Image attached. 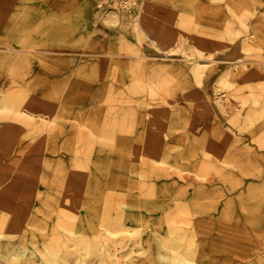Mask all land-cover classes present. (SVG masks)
I'll return each instance as SVG.
<instances>
[{
    "label": "rangeland",
    "instance_id": "rangeland-1",
    "mask_svg": "<svg viewBox=\"0 0 264 264\" xmlns=\"http://www.w3.org/2000/svg\"><path fill=\"white\" fill-rule=\"evenodd\" d=\"M7 256L264 264V0H0Z\"/></svg>",
    "mask_w": 264,
    "mask_h": 264
},
{
    "label": "bare ground",
    "instance_id": "bare-ground-1",
    "mask_svg": "<svg viewBox=\"0 0 264 264\" xmlns=\"http://www.w3.org/2000/svg\"><path fill=\"white\" fill-rule=\"evenodd\" d=\"M225 60V59H224ZM218 101L219 102H221L222 101V99L220 98V99H218ZM22 110V109H21ZM25 111V110H24ZM30 113V112H29ZM32 113V112H31ZM30 113V114H31ZM34 113V112H33ZM41 115V114H40ZM256 128V127H255ZM257 131V130H256ZM67 207V206H66ZM56 208V207H55ZM65 208V207H64ZM156 208V207H155ZM67 209V208H66ZM72 209V208H71ZM113 209V208H112ZM56 210V209H55ZM73 210V209H72ZM114 210V209H113ZM58 211H60V210H58ZM79 211V210H78ZM95 211V210H94ZM28 213H31V211H29ZM56 213V212H55ZM79 213V212H78ZM52 214V213H51ZM60 214V213H59ZM72 214H75V213H72ZM94 214V213H93ZM110 214H111V212H110ZM115 214V213H114ZM54 215V214H53ZM49 216H51L50 215V213H49V210H48V208L46 207L45 208V206L43 207L42 206V210H39V209H37V211H35V213H34V217L33 218H31L34 222H39V220H41V219H48V217ZM73 217L75 216V215H72ZM77 216H78V214H77ZM113 216V215H112ZM32 217V216H31ZM59 217V216H58ZM83 217V216H82ZM176 217H177V214H170L169 215V223L170 224H172L171 226H172V228L173 229H179V227L176 225ZM41 218V219H40ZM78 218V217H77ZM76 218V219H77ZM43 220H42V222H43ZM68 220H69V218H68ZM64 221L65 222H67L66 221V219H64ZM70 221V220H69ZM86 221H87V227L89 228V229H91V231L92 232H96L97 231V229L95 228L96 226H95V224L93 223V222H91V219L90 218H88V219H86ZM115 221H116V219H115ZM119 221V220H118ZM45 222V221H44ZM71 223H72V221H70ZM69 222V223H70ZM76 222V221H75ZM120 222V221H119ZM122 222V221H121ZM30 223V222H29ZM40 223V222H39ZM47 223V222H46ZM68 223V224H69ZM70 223V226H72L73 224H71ZM74 223V222H73ZM49 224V223H48ZM60 224V223H59ZM78 224H80V227H82V228H86V227H84L83 226V224H82V221H79L78 222ZM74 225H75V223H74ZM32 226H34V225H32ZM42 226V225H41ZM49 226V225H48ZM64 226V225H63ZM76 226V225H75ZM115 226H116V224H115ZM124 226H125V224H124ZM62 227V226H61ZM66 227V226H65ZM120 227V225L118 226V228ZM63 228V227H62ZM88 228H86V229H88ZM129 228V227H128ZM130 228H131V226H130ZM38 229V228H37ZM40 229V228H39ZM42 229H43V227H42ZM59 229V228H58ZM120 229H121V227H120ZM25 230V229H24ZM55 230V231H54ZM125 230V229H124ZM41 231V230H40ZM58 230H56V229H53V233H55V232H57ZM62 231V230H61ZM129 231H131V230H129ZM146 231V230H145ZM144 231V232H145ZM46 232H48V231H46ZM51 232V233H52ZM59 232V231H58ZM65 232V231H64ZM138 232V231H137ZM43 233H45V232H43ZM63 233V232H62ZM128 233V232H127ZM40 234H42V233H40ZM76 234H78V233H76ZM99 234V233H98ZM135 234V233H134ZM149 234V233H148ZM161 234V233H160ZM36 235V234H35ZM82 235V234H81ZM93 235H95V234H93ZM127 235V234H126ZM141 235V234H140ZM96 236V235H95ZM116 236H118V235H116ZM135 236V235H134ZM133 236V237H134ZM70 237V236H69ZM119 237V236H118ZM137 237H139V236H137ZM144 237V236H143ZM162 237H163V235H162ZM93 238V237H92ZM98 238V237H97ZM110 238V237H109ZM34 239V238H33ZM35 239H37V238H35ZM102 239V238H101ZM126 239V238H125ZM165 239V238H164ZM38 240V239H37ZM46 240H50V239H46ZM111 239H109V241H110ZM124 240V239H123ZM20 241H22V240H20ZM19 241V242H20ZM31 241V240H30ZM65 241V240H64ZM113 241V240H112ZM163 241H165V240H163ZM175 241H176V239H175ZM23 242V241H22ZM167 242V241H166ZM33 244V243H32ZM39 244V243H38ZM144 244V243H143ZM169 244V243H168ZM172 244V243H171ZM28 245V244H27ZM35 245V244H34ZM172 245H174V244H172ZM38 246V245H37ZM119 246V245H118ZM145 246V245H144ZM181 246V245H180ZM16 247V246H15ZM24 247V246H23ZM35 247V246H34ZM100 247V246H99ZM29 248V247H28ZM137 248V247H136ZM47 249H49V248H47ZM156 249V248H155ZM19 250V249H18ZM104 250H105V248H104ZM116 249H114L113 251H115ZM24 251V250H23ZM31 251V250H30ZM117 251H118V249H117ZM182 251V250H181ZM13 252V251H12ZM99 252V251H98ZM118 252H120V251H118ZM21 253H23V252H21ZM72 253V252H71ZM162 253V252H161ZM168 253V252H167ZM171 252H169V254H170ZM34 254V253H33ZM97 254H99V253H97ZM9 255V254H8ZM11 255V254H10ZM31 255V254H30ZM29 255V257H31ZM38 255V254H37ZM82 255V254H81ZM86 255V254H85ZM115 255L117 256L118 254L115 252ZM164 255V254H163ZM120 256V255H119ZM154 256V255H153ZM169 256V255H168ZM189 256V255H188ZM187 256V257H188ZM27 257V256H26ZM25 257V258H26ZM40 257V256H39ZM39 257H37L38 259H39ZM161 257V256H160ZM164 257V256H163ZM170 257H171V254H170ZM36 258V257H35ZM88 258V257H87ZM91 258V257H90ZM164 258H166V257H164ZM157 259V258H156ZM40 260V259H39ZM38 260V261H39ZM172 260V259H171ZM190 260V259H189ZM189 260L188 259H186V258H182V259H180V262L181 263H183V264H190L191 262H189ZM123 261V260H122ZM154 261V260H153ZM121 262V261H120ZM152 262V261H151ZM156 262V261H155ZM163 262V261H162ZM161 262V263H162ZM46 263V262H45ZM67 263V262H66ZM80 263V262H79ZM0 264H12V258H10V256H7V258H4L3 260H1L0 261ZM15 264V263H14ZM20 264V263H19ZM34 264V263H33ZM48 264H55V262L52 260L51 262H49ZM81 264V263H80ZM83 264V263H82ZM89 264V263H88ZM192 264H193V262H192Z\"/></svg>",
    "mask_w": 264,
    "mask_h": 264
},
{
    "label": "built area",
    "instance_id": "built-area-1",
    "mask_svg": "<svg viewBox=\"0 0 264 264\" xmlns=\"http://www.w3.org/2000/svg\"><path fill=\"white\" fill-rule=\"evenodd\" d=\"M146 0H104V7L120 12L134 14Z\"/></svg>",
    "mask_w": 264,
    "mask_h": 264
}]
</instances>
